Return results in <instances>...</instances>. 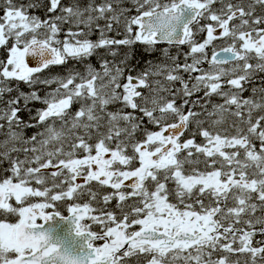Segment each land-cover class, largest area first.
I'll return each instance as SVG.
<instances>
[{
	"label": "snow or ice",
	"instance_id": "1",
	"mask_svg": "<svg viewBox=\"0 0 264 264\" xmlns=\"http://www.w3.org/2000/svg\"><path fill=\"white\" fill-rule=\"evenodd\" d=\"M39 6L0 4V98L33 88L0 109V264H264V80L244 96L264 74V0ZM162 43L187 45L184 62L163 49L171 64L132 75L107 58ZM70 60L84 70L41 77Z\"/></svg>",
	"mask_w": 264,
	"mask_h": 264
},
{
	"label": "rangeland",
	"instance_id": "2",
	"mask_svg": "<svg viewBox=\"0 0 264 264\" xmlns=\"http://www.w3.org/2000/svg\"><path fill=\"white\" fill-rule=\"evenodd\" d=\"M32 3H34L35 2V0H30ZM17 2L18 3H23V4H28L29 3V1L28 0H17ZM0 4H2V0H0ZM30 11V14H32V15H40V12H39V7H36V8H32V9H30L29 10ZM0 15H2V12H0ZM101 23H103V22H101ZM94 35V40L97 38V36H98V32L97 33H94L93 34ZM113 35H115V33L113 32V33H111L110 34V36H113ZM61 39H63V36H61L60 37ZM139 46H143V45H139V44H137V45H134L131 49H129V48H126V47H123V46H121L118 50H117V54H119V53H121V52H124V53H121L120 55H119V60H117V58H115V57H109L108 59L110 60V61H113V62H115V63H117V64H120V62H121V60H123L124 58H125V55H126V53L125 52H128V51H130V52H132L133 51V54H131V57H130V60L129 61H127V65H131V64H137L136 62H138V60L139 59H142L141 57H142V51H139V50H137L138 49V47ZM171 46H174V47H163L162 48V50L163 49H167L168 50V52H169V55H171V56H179V62L180 63H183L184 62V54L188 51V48L186 47V50H181V49H177L179 46H177V45H171ZM175 48V49H174ZM101 50H103V51H105L104 49H101ZM125 50V51H124ZM162 50H150V51H146L147 53H151V52H153L154 54H156V55H154L155 57H157V58H159V56H158V52H161L163 55H164V52L162 51ZM100 51V50H99ZM160 53V55H162ZM162 55V56H163ZM6 58H7V53H6V51L4 50V49H0V60H6ZM160 60L161 59H159V61H154V64L153 65H163V64H171L172 63V61L169 59H167V60H165L164 59V63L163 64H161V62H160ZM98 61V62H97ZM97 61L96 60H94V66L98 69L99 68V59H97ZM141 61V60H140ZM129 62V63H128ZM190 62V61H189ZM139 63V62H138ZM121 66H123V65H121ZM61 67V66H60ZM71 67H73V66H71V65H65V66H62L61 67V69H63V68H65V73H66V71H67V69L68 68H71ZM205 68H207L208 66H207V64H205V66H204ZM131 72V74L132 75H136L137 74V70L135 69L134 70V72H132L131 71V69H129V68H126V73L127 72ZM52 75H61V74H65L64 73V70H60V71H58V70H51V72H50ZM136 73V74H135ZM139 73V72H138ZM46 74H49V73H46ZM187 74V73H186ZM182 75L184 76L185 75V73H182ZM151 79V81H152V83H153V87H155V81L156 80H160L162 83H164L165 85H167V82L164 80V77L163 76H154V77H151L150 78ZM17 83V81H10V82H7V84H6V86H9V87H14V85ZM20 83H22L23 85H25L26 86V88H32V87H30L29 85H27V84H25L24 82H20ZM176 85V84H175ZM173 86V87H176V88H178L179 87V84L177 83V85L176 86ZM252 85H254V84H249V85H247V86H252ZM40 86V85H39ZM55 87H57V85H55V84H53V85H51L50 87L48 86V88H43V89H41L42 91L40 92V94L42 95V93H44L45 91H52ZM143 92H144V94L145 95H148L149 94V92H148V90L147 89H143L142 90ZM163 94V93H162ZM199 96H203V92H200V93H197ZM5 95H6V99H8L9 98V96H15V95H17V92H12V93H5ZM249 95H252V93H251V91L249 92ZM43 96V95H42ZM6 99H4V100H6ZM194 99H196V98H194ZM180 102V101H179ZM221 102H223L222 101V99L220 98V97H217V96H213L212 97V103H221ZM34 103V102H33ZM36 103H39V102H36ZM22 104H23V102H22ZM39 104H41V103H39ZM115 107V110H118L120 107H122V105H120V104H113ZM113 105H110L109 106V110H110V107L111 106H113ZM77 107H78V105H76ZM5 107V105H4V103H3V100L0 102V109H2V108H4ZM43 107H44V105H43ZM113 108V107H112ZM28 110H29V108H26L25 109V111H27L28 112ZM130 109H128L127 111H129ZM32 116H35V113L32 115ZM0 123H3V121H0ZM0 132H4L5 134L7 133V127H5V129H0ZM18 147L20 146L19 144L17 145ZM14 155H16V154H14ZM20 155V158L22 159L23 158V156H24V154L23 153H20L19 154ZM7 166V165H6Z\"/></svg>",
	"mask_w": 264,
	"mask_h": 264
},
{
	"label": "flooded vegetation",
	"instance_id": "3",
	"mask_svg": "<svg viewBox=\"0 0 264 264\" xmlns=\"http://www.w3.org/2000/svg\"><path fill=\"white\" fill-rule=\"evenodd\" d=\"M29 1V3H32L30 0H28ZM35 2H38L39 3V12H40V15H38V16H40L41 18H45V8L43 7V5L47 2V0H35ZM63 2L64 3H66V4H71V3H73V2H75V0H63ZM89 2V0H80V3L82 4V6L83 5H86L87 3ZM96 2L97 3H100L101 2V0H96ZM124 3H125V5L126 6H131V0H124ZM67 29V26H65V30ZM111 33H109V35H110ZM61 36H63V33H61ZM113 36H115V35H113ZM91 39H93L94 40V35H92L91 37H90ZM163 47H174V46H171V45H164V44H160V45H157L156 46V49L155 50H162V48ZM186 47H187V45H182V46H179L177 49H181V50H186ZM175 49V48H174ZM137 50H139V51H142V56L144 55V57H145V60H147L146 58H152L154 55H156V54H154L153 52H151V53H147L146 51H150V50H145V47L144 46H139L138 47V49ZM100 52H101V54H106L105 53V51H103V50H100ZM159 54H158V56H159V59H161V60H169V58L168 57H166L165 55H163L161 52H158ZM160 53L163 55H160ZM149 56V57H148ZM171 56V55H170ZM97 59H99L97 56H93V57H90V58H88V61L87 62H89V63H91V62H93V60H96L97 61ZM140 60V59H139ZM98 62V61H97ZM69 63H70V65L71 66H84V65H82V64H79L78 62H76V61H69ZM148 66V64H147V61L144 63V60H142L141 59V61H139V66H138V69H137V71L138 72H141L142 70H144L146 67ZM51 70H58V71H60V70H64L65 71V68H63V69H61V67L60 66H53L51 69H49V70H46V71H48L47 73H49V74H45V75H43L42 76V78L43 77H51V76H55V75H52L50 72H51ZM138 72H137V74H138ZM61 75H64V74H61ZM184 78L185 79H188V74L186 75H184ZM262 80H264V74H258L256 77H254L253 78V80H252V84H254V85H252V86H246L249 90L248 91H246L245 93H244V96L245 97H248V96H250L249 95V92L251 91V88L252 87H256V88H259L260 86H261V81ZM177 85V84H176ZM175 85V86H176ZM43 86V88H48V86H44V85H42ZM154 86V85H153ZM143 89H141V91H142ZM46 92H48V91H45L44 93H42V95H45L46 94ZM197 97H199V95L198 94H196V96H194L192 99H194V98H197ZM178 103H179V101H178ZM73 108L75 109V108H77V106L76 105H74L73 106ZM115 109V108H114ZM130 111V110H129ZM150 128L152 127V126H149ZM138 135V137H139V133L137 134ZM186 135H187V133H186ZM183 139V138H182ZM102 191H108V189H103ZM35 199H39V198H35ZM115 203V201H113V204ZM260 213L259 212H257V215H259ZM8 221L9 222H15V217H9L8 218ZM255 240H259V239H264V237H261V236H259V235H257L255 238H254Z\"/></svg>",
	"mask_w": 264,
	"mask_h": 264
},
{
	"label": "trees",
	"instance_id": "4",
	"mask_svg": "<svg viewBox=\"0 0 264 264\" xmlns=\"http://www.w3.org/2000/svg\"><path fill=\"white\" fill-rule=\"evenodd\" d=\"M119 38V37H118ZM125 51V50H124ZM121 53H124V52H121ZM121 53H119V54H117V56L115 57V58H117V60H119V55L121 54ZM126 54H127V61H129L130 60V57H131V54H133V51L132 52H130V51H128V52H125ZM109 57H112V56H108L107 58H109ZM143 57V59H144V63L147 61V64L149 65V62H151L152 64H154V61H159V58H157V57H155V56H153L152 57V59L154 60H152V59H148L147 58V60H145V57H144V55L142 56ZM140 60H138V62H139ZM160 62H161V64H163L164 63V60H160ZM129 63V62H128ZM73 67H75L77 70H80V71H83L84 70V66H73ZM128 68L129 69H131V71L132 72H134V70L135 69H138V66L137 65H135V64H131V65H128ZM48 71H45L44 73H42L41 74V77L43 76V75H45L46 73H47ZM64 73H65V71H64ZM136 74V73H135ZM13 89H14V92H25V93H28V92H31L32 90H33V88H26V86L25 85H23L22 83H20V82H17L15 85H14V87H12ZM38 88H39V91L41 92L42 90L41 89H43V86L42 85H40V86H38ZM4 99H6V95H4V97L3 98H0V102L2 101V100H4ZM31 106V107H30ZM21 107L23 108V104H21ZM43 107V105L42 104H39V103H36V102H34V103H30L29 105H28V107L27 108H29V110H28V112L27 111H25V109H23L22 110V112L20 113V116H21V118L26 122V123H34V121L31 119V117H32V115L36 112V109H38V108H42ZM38 129L37 128H25V129H23V135H24V137L25 138H28V137H30L31 135H34L35 133H36V131H37ZM0 141H2V140H4L5 138H6V134L4 133V132H0ZM5 167H6V164L4 165Z\"/></svg>",
	"mask_w": 264,
	"mask_h": 264
},
{
	"label": "water",
	"instance_id": "5",
	"mask_svg": "<svg viewBox=\"0 0 264 264\" xmlns=\"http://www.w3.org/2000/svg\"><path fill=\"white\" fill-rule=\"evenodd\" d=\"M162 44H164V45H169V44H167V43H162ZM28 62H29V65L30 66H35V58H33V57H29L28 58Z\"/></svg>",
	"mask_w": 264,
	"mask_h": 264
},
{
	"label": "bare ground",
	"instance_id": "6",
	"mask_svg": "<svg viewBox=\"0 0 264 264\" xmlns=\"http://www.w3.org/2000/svg\"><path fill=\"white\" fill-rule=\"evenodd\" d=\"M148 57H149V56H148ZM141 58H142V60H144L143 57H141ZM146 59H147V58H146ZM148 59H149V58H148ZM150 59H152V58H150ZM140 60H141V59H140ZM152 60H153V59H152ZM136 63H137L136 65L139 66V63H138V62H136ZM91 64L94 66V60H93V62H91ZM68 65H70V63H68ZM204 66H205V65H204ZM61 67H62V66H61ZM94 67H95V66H94ZM98 69H99V68H98ZM136 70H137V69H136ZM185 74H186V73H185ZM186 75H187V74H186ZM30 107H31V106H30ZM112 107H113V108H112ZM114 107H115L114 105L111 106V107H110V110L113 111V110H114ZM1 133H2V132H1ZM0 138H1V137H0Z\"/></svg>",
	"mask_w": 264,
	"mask_h": 264
}]
</instances>
